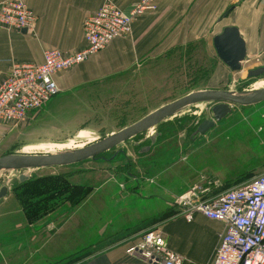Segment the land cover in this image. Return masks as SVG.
I'll return each mask as SVG.
<instances>
[{"label": "rangeland", "instance_id": "obj_1", "mask_svg": "<svg viewBox=\"0 0 264 264\" xmlns=\"http://www.w3.org/2000/svg\"><path fill=\"white\" fill-rule=\"evenodd\" d=\"M215 66L214 48L205 38L151 53L128 70L61 94V111L47 120V129L14 150L81 147L190 90L264 86V72L229 71L215 78ZM210 104L198 103L154 125L153 143L146 130L76 162L1 169L0 186L8 190L0 197V264H83L111 241L156 228L181 210L175 201L180 194L216 182L215 170H244L235 184L264 172V101L233 104L212 129L193 136L195 121L211 117ZM20 173L28 178L19 180ZM227 183L224 189L234 184Z\"/></svg>", "mask_w": 264, "mask_h": 264}, {"label": "crops", "instance_id": "obj_2", "mask_svg": "<svg viewBox=\"0 0 264 264\" xmlns=\"http://www.w3.org/2000/svg\"><path fill=\"white\" fill-rule=\"evenodd\" d=\"M23 1L36 15V20L31 30L0 27V82L14 61L41 62L45 48L55 47L64 51L82 48L85 44L83 19L103 2V0ZM112 1L128 9L135 0ZM154 2L156 4L154 10L144 11L133 19L129 33L115 37L103 49L92 53L86 60L72 68L54 72L52 77L58 91L41 109L30 112L26 119L16 125L0 124V155L16 152L14 145L19 141H24L25 144L34 143L31 139L33 134L41 129H47V120L56 117L58 111H61L58 105L61 94L128 70L151 53L162 52L178 43L205 38L208 39L209 46L214 48L213 35L226 25L237 27L245 42L246 55L242 68L231 70L217 56L214 48L215 78H220L229 71H247L260 65L264 66V0H154ZM215 78L213 77L212 82H215ZM181 112H189V109ZM213 127L214 125L205 133ZM153 132L154 126L147 130V135ZM145 146L140 150H145ZM24 150L23 148L22 151L25 152ZM214 172L216 173H213L212 178L217 180L210 179L216 182L208 186L200 184L207 189V195L224 189L226 181H233L244 170ZM192 179L193 182L199 181L195 177ZM168 207L169 205L166 208ZM176 208L178 207H171L174 210ZM164 210L165 208L162 211ZM177 210L155 225L165 235L168 247L181 256L180 264H211L220 234L225 230L224 222L206 217L200 212H194L192 218L187 219L183 210ZM141 232L137 233V236L129 235L107 243V246L90 255L83 264H151L138 253L125 252L126 245L137 239ZM47 252L46 254H49ZM44 259H48V256Z\"/></svg>", "mask_w": 264, "mask_h": 264}, {"label": "built area", "instance_id": "obj_3", "mask_svg": "<svg viewBox=\"0 0 264 264\" xmlns=\"http://www.w3.org/2000/svg\"><path fill=\"white\" fill-rule=\"evenodd\" d=\"M156 7L154 0H135L124 9L103 0L83 19L85 44L73 51L45 48L41 62L14 61L0 82V124L16 125L41 109L58 91L52 77L103 49L115 37L129 33L133 19ZM36 15L23 0L0 1V27L31 30ZM187 219L194 212L224 222L211 264H264V172L213 194L193 185L175 200ZM151 264H180L181 256L168 247L159 228L144 230L125 247Z\"/></svg>", "mask_w": 264, "mask_h": 264}, {"label": "water", "instance_id": "obj_4", "mask_svg": "<svg viewBox=\"0 0 264 264\" xmlns=\"http://www.w3.org/2000/svg\"><path fill=\"white\" fill-rule=\"evenodd\" d=\"M25 30V29H23ZM213 46L217 56L229 66L231 70L242 68V62L246 55L245 42L236 26L226 25L213 35ZM264 71L260 65L247 70L248 76H258ZM264 100V86L253 90L231 91L226 88H200L187 92L171 101L163 103L150 110L137 120L111 131L81 147L65 149L58 152H6L0 155L1 169H27L76 162L107 150L140 132L146 131L165 119V117L178 111L184 106L198 102H210L211 117L196 120L193 133H204L213 126L216 121L224 118L231 112L233 104L248 105ZM158 132L149 135L151 143L155 140ZM146 148L149 145L145 146ZM19 180L28 178L25 173L18 175ZM8 190V186H0V197Z\"/></svg>", "mask_w": 264, "mask_h": 264}, {"label": "bare ground", "instance_id": "obj_5", "mask_svg": "<svg viewBox=\"0 0 264 264\" xmlns=\"http://www.w3.org/2000/svg\"><path fill=\"white\" fill-rule=\"evenodd\" d=\"M255 89H257V88H255ZM246 90H253V89H246ZM231 91H235V90H231ZM198 103H202V102H198ZM198 103H192V104H188V105H186V106H184L183 108H181V109H179L178 111H176V112H174V113H172V114H170L169 116H167V117H165V119L166 118H168V117H170L171 115H173V114H176V113H178V112H181V111H184V110H186V109H189L190 107H192L193 105H196V104H198ZM203 103H206V102H203ZM152 127V126H151ZM149 129V128H148ZM147 129V130H148ZM123 142V141H122ZM120 143V142H119ZM27 169H29V168H27ZM9 170H19V169H9Z\"/></svg>", "mask_w": 264, "mask_h": 264}, {"label": "trees", "instance_id": "obj_6", "mask_svg": "<svg viewBox=\"0 0 264 264\" xmlns=\"http://www.w3.org/2000/svg\"><path fill=\"white\" fill-rule=\"evenodd\" d=\"M251 82V81H250ZM246 174L244 173H241L238 177H236L233 181H227L228 183L227 184H229V183H236V181H238V180H240V179H242L241 177H243V176H245ZM235 183L234 184H232V185H235ZM239 183V182H238ZM226 185V184H225Z\"/></svg>", "mask_w": 264, "mask_h": 264}, {"label": "flooded vegetation", "instance_id": "obj_7", "mask_svg": "<svg viewBox=\"0 0 264 264\" xmlns=\"http://www.w3.org/2000/svg\"><path fill=\"white\" fill-rule=\"evenodd\" d=\"M195 125H196V124H195ZM195 127H196V126H195ZM194 135H196V133H195V134L193 133V136H194Z\"/></svg>", "mask_w": 264, "mask_h": 264}]
</instances>
